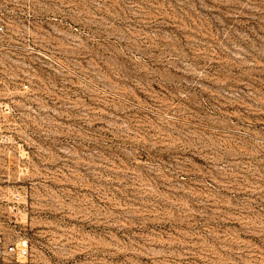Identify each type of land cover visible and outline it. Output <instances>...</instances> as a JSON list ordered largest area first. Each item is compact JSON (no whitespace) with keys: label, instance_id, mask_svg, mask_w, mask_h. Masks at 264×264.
<instances>
[{"label":"rangeland","instance_id":"obj_1","mask_svg":"<svg viewBox=\"0 0 264 264\" xmlns=\"http://www.w3.org/2000/svg\"><path fill=\"white\" fill-rule=\"evenodd\" d=\"M16 10L44 54L14 134L34 264H264V0Z\"/></svg>","mask_w":264,"mask_h":264},{"label":"built area","instance_id":"obj_2","mask_svg":"<svg viewBox=\"0 0 264 264\" xmlns=\"http://www.w3.org/2000/svg\"><path fill=\"white\" fill-rule=\"evenodd\" d=\"M20 1L0 0V264L35 262L30 234L20 219L25 194L14 188L30 173L29 151L14 134L21 101L31 92L29 75L38 64L34 57L44 54L37 27L11 19L20 14Z\"/></svg>","mask_w":264,"mask_h":264}]
</instances>
